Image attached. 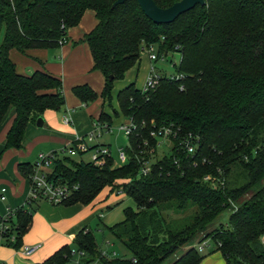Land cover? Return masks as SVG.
Listing matches in <instances>:
<instances>
[{"label":"trees","instance_id":"obj_1","mask_svg":"<svg viewBox=\"0 0 264 264\" xmlns=\"http://www.w3.org/2000/svg\"><path fill=\"white\" fill-rule=\"evenodd\" d=\"M115 1L0 0V31L5 29L0 124L15 108L6 148H21L28 125L65 104L62 80L41 69L20 73L11 50L61 46L68 30L92 9L99 22L84 41L94 69L106 76L104 101L111 102L115 81L138 63L145 45H156L159 58L179 52L181 60L177 74H161L154 88L144 90L133 82L119 91L115 116L122 113L138 125L128 135L126 163L117 165L112 155L98 163L53 152L51 179L79 186L60 205H89L106 187L124 191L136 203L125 209L124 220L109 227L130 258L102 256L89 228L77 234L76 248L105 264H163L231 209L227 225L209 233L211 243L226 264H264V0H206L168 25L152 21L137 0L112 7ZM177 1L155 0L163 8ZM74 93L84 103L99 98L87 84L74 87ZM98 121L113 124V116L103 110ZM163 126L180 133L171 152L160 157V137L151 132ZM188 134L200 137L195 153L181 144ZM150 159L152 170L142 174V161ZM19 170L30 178L34 165L20 164ZM36 203L15 209L9 218L8 246H23ZM71 257L67 244L36 264H67ZM204 257L192 246L171 264H200Z\"/></svg>","mask_w":264,"mask_h":264},{"label":"crops","instance_id":"obj_2","mask_svg":"<svg viewBox=\"0 0 264 264\" xmlns=\"http://www.w3.org/2000/svg\"><path fill=\"white\" fill-rule=\"evenodd\" d=\"M98 22L96 12L87 10L80 23L68 30L67 42L51 48L55 49V53L59 51V56L53 55L51 49L46 48H34L24 53L17 49L11 50L10 57L20 73L30 75L41 69L59 77L63 82L65 104L60 110L46 111L41 116L44 119L43 125H38L37 120L31 122L21 148H6L7 132L15 117V108L11 106L6 112L0 124V215L4 216L10 209L22 206L29 208L26 200L31 191V183L20 172V164L35 165L40 152L58 151L63 141L71 139L73 142L79 135L93 131L102 110L94 118L88 103L82 102L74 93V87L87 84L99 94L96 101L103 100L101 94L107 79L101 71L94 69L90 46L84 41L85 35ZM148 58L153 61L149 55ZM152 69L154 67L149 71L147 79ZM144 85L139 88L143 89ZM65 116L70 117V123L64 122ZM2 195L5 199L1 198ZM81 208L83 205H54L47 201H39L34 205L32 220L23 241L28 244L40 243L41 246L30 256V264L44 261L62 246L74 242L77 234L87 228V219L78 218ZM200 251L205 255L200 264H226L223 254L215 249L213 243L210 242V246Z\"/></svg>","mask_w":264,"mask_h":264},{"label":"rangeland","instance_id":"obj_3","mask_svg":"<svg viewBox=\"0 0 264 264\" xmlns=\"http://www.w3.org/2000/svg\"><path fill=\"white\" fill-rule=\"evenodd\" d=\"M4 32L5 29L3 28L0 31V44L4 39ZM54 51L55 49H51V53L53 55L57 54V56H59V51L56 53ZM170 57L171 59L167 58L166 60H164L160 58L151 62L148 58L147 50H142L138 63L126 73L123 79L115 81L114 88L112 91L111 102L109 100L104 101L103 99L101 100V102L95 100L93 102L88 103V109L94 114V118L97 116V114H99L101 110H105L107 112L109 111L111 114L114 113V109L120 112L117 100L119 90L131 83L132 81L135 82L138 87H142L145 84L149 71L152 67H154L155 72L159 74H177V67L181 60V54L179 52H173L171 53ZM82 109L86 108L83 107ZM113 115V132H105L103 135L96 137L94 141H92L90 144L100 143L110 145L114 162L117 165H121V149L125 150L126 146L129 144V138L127 134L123 130H120L118 127L121 123L127 122L128 119L122 113H120L119 116H115V114ZM88 133H84V135ZM84 135L81 134L74 140ZM161 142L162 146L158 150V155L160 157L164 154H169L172 149L171 141H168L167 139H162ZM71 143V139L63 141L62 147L58 150L61 158L67 156L74 160H79L81 158L89 159L91 155L90 153H87L82 157L80 155L69 156L66 152L64 153L63 150L65 148H68ZM76 204L83 205V208H81V210L78 212V218L87 219V228L92 230L97 245L101 252H105L109 257H131V252L121 241L114 238V236L109 231V227L124 220L126 208H136V203L133 198L128 196L124 191H121L120 193H115L111 192L109 187H106L91 204ZM231 211V209L225 210L212 225H210L207 229L199 232L196 237L192 241H190V243L178 248L174 254H172L163 262V264L173 263L177 258H179V256L184 254L192 246L199 247L201 243L203 244L212 242L211 237L208 236L209 233L214 229L220 227L221 225H227ZM4 241L5 240H2L0 237V243H2V247H0V250L1 248H3V251L0 252V260L6 261L8 262V264H30L29 261L31 257L22 255L21 248L8 246ZM69 244L71 246L72 251L77 249L73 242H70ZM23 245H28V243H23Z\"/></svg>","mask_w":264,"mask_h":264},{"label":"built area","instance_id":"obj_4","mask_svg":"<svg viewBox=\"0 0 264 264\" xmlns=\"http://www.w3.org/2000/svg\"><path fill=\"white\" fill-rule=\"evenodd\" d=\"M67 42L66 39H62L60 43L63 45ZM147 50L150 59L157 60L158 52L157 47L154 44L145 45L143 50ZM162 59L166 60V56H162ZM160 59V58H159ZM159 73H156L154 69H152L151 74L149 75L143 89L148 90L150 88H154L160 79ZM172 76V75H170ZM183 88V87H182ZM71 119L68 116H65L64 122L70 123ZM138 125L131 119H128L127 122L121 123L119 125V129L123 130L127 136L130 135L134 130H136ZM114 126L108 122L96 121L94 124V129L91 133L82 136L76 140L78 143L76 146H69L65 148L63 151L66 152L69 156H83L87 153H90L89 159H85L87 161H93L98 163H103L106 157H110L112 155V151L109 145L106 144H98L94 146V144H90L94 139L98 136L103 135L105 132H113ZM179 130L173 128L172 126H163L158 130H153L151 132L152 135H157L160 137L158 142V148L162 146V139H167L171 141L172 147L174 145L173 139L179 138ZM200 137L195 136L193 134H188L183 136L181 140V144L184 145L185 149L189 153H195L199 147ZM56 159V155L53 152H40L38 158L34 165V172L30 176L31 183V191L26 200L27 204H31L38 201H47L54 205H60L65 200H67L71 195L79 189L77 184H70L67 181H57L55 179H51V174L53 173V165ZM120 159L122 164L128 161V155L124 149H121ZM154 159L143 160L141 173L148 174L152 170V162ZM210 177L207 176L206 179ZM2 199H5V196H1ZM15 210L10 209L9 212L2 216L0 215V237L2 240H5V234L9 232L11 228L9 218L14 214ZM11 241L15 240V235L9 237ZM41 244H28L23 245L21 247V254L24 256H31L34 254L39 248ZM210 246V243H201L199 245V249L203 250L206 247ZM115 255V253H114ZM102 256L109 257L105 252H102ZM0 264H8L6 261L0 260ZM67 264H105L101 259H90L89 254L85 250H73L72 257L68 261Z\"/></svg>","mask_w":264,"mask_h":264},{"label":"water","instance_id":"obj_5","mask_svg":"<svg viewBox=\"0 0 264 264\" xmlns=\"http://www.w3.org/2000/svg\"><path fill=\"white\" fill-rule=\"evenodd\" d=\"M126 0H116L112 7L124 3ZM144 13L155 23L168 25L174 22L180 15L194 8L197 4L205 5L206 0H180L167 8L157 5L155 0H137ZM114 76L111 75L110 79ZM44 119L40 116L37 119L38 125H43Z\"/></svg>","mask_w":264,"mask_h":264}]
</instances>
